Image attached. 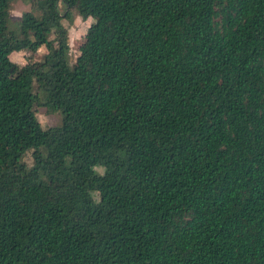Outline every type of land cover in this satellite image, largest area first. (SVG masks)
Listing matches in <instances>:
<instances>
[{"label": "trees", "instance_id": "16d2710c", "mask_svg": "<svg viewBox=\"0 0 264 264\" xmlns=\"http://www.w3.org/2000/svg\"><path fill=\"white\" fill-rule=\"evenodd\" d=\"M21 1L0 39V264H264V0ZM71 10L93 22L69 66Z\"/></svg>", "mask_w": 264, "mask_h": 264}, {"label": "rangeland", "instance_id": "374dc122", "mask_svg": "<svg viewBox=\"0 0 264 264\" xmlns=\"http://www.w3.org/2000/svg\"><path fill=\"white\" fill-rule=\"evenodd\" d=\"M30 7L27 3H24L21 0H16L12 2L9 6L8 17H7V30L0 31V39L6 35L7 31L13 30L16 27V23L20 16L29 11ZM59 14L63 15V8L59 7ZM92 19L88 18L83 12H76L75 10H71L69 13L68 19H63L61 21L63 27L66 30L67 34V44H68V53H67V62L69 66L75 63V58L77 56L78 47L82 44L84 40V34L86 29L92 23ZM45 54V50L43 46L37 48L34 54H31L27 50H21L16 53H11L9 55V60L13 65L12 75H14L19 69L26 64V62L31 61L34 65H38L43 55ZM33 93H36L41 96L40 92L36 90L33 86ZM34 114L37 122L40 127L43 129L53 127L58 125L60 117L56 113H48L42 107H35ZM23 161L27 164H31V159L29 156V152L26 153L23 157ZM99 174H101L102 170L100 168L95 169Z\"/></svg>", "mask_w": 264, "mask_h": 264}]
</instances>
